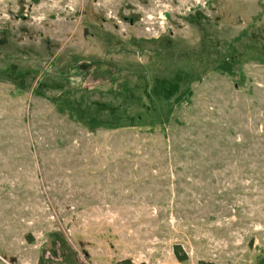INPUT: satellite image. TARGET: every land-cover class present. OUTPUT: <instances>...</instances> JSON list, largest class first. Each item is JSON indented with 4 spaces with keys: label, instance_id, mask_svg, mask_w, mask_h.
Segmentation results:
<instances>
[{
    "label": "rangeland",
    "instance_id": "obj_1",
    "mask_svg": "<svg viewBox=\"0 0 264 264\" xmlns=\"http://www.w3.org/2000/svg\"><path fill=\"white\" fill-rule=\"evenodd\" d=\"M200 262L264 264V0H0V264Z\"/></svg>",
    "mask_w": 264,
    "mask_h": 264
},
{
    "label": "trees",
    "instance_id": "obj_2",
    "mask_svg": "<svg viewBox=\"0 0 264 264\" xmlns=\"http://www.w3.org/2000/svg\"><path fill=\"white\" fill-rule=\"evenodd\" d=\"M157 94L161 95L160 93H157ZM130 119H132V117ZM172 248H173V253L175 254L178 261L183 262L187 259L188 256L183 252V250L181 249V246L179 244H174ZM200 263L201 264H210V263H204V262H200Z\"/></svg>",
    "mask_w": 264,
    "mask_h": 264
}]
</instances>
